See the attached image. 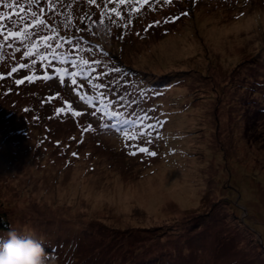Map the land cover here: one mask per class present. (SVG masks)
<instances>
[{"label":"rangeland","instance_id":"obj_1","mask_svg":"<svg viewBox=\"0 0 264 264\" xmlns=\"http://www.w3.org/2000/svg\"><path fill=\"white\" fill-rule=\"evenodd\" d=\"M10 2L0 3L3 23H30L27 11L3 7ZM53 4L55 12L44 0L30 6L45 8L47 27L29 33L47 61L23 56L32 39L0 48V212L9 223L0 239L15 232L40 240L48 264H264V0H151L104 26L102 0ZM85 25L97 34L78 30ZM40 36L59 41L61 58L102 61L91 76L122 72L93 80L100 89L76 77L77 91L94 98L90 109L58 74L81 69L52 60ZM45 74L52 78L15 82ZM101 100L107 113L90 115ZM66 105L83 115H57ZM112 111L123 117L109 119ZM125 119L152 133L155 157L130 156L115 130L100 127L131 130ZM89 124L96 131L82 134Z\"/></svg>","mask_w":264,"mask_h":264},{"label":"snow or ice","instance_id":"obj_2","mask_svg":"<svg viewBox=\"0 0 264 264\" xmlns=\"http://www.w3.org/2000/svg\"><path fill=\"white\" fill-rule=\"evenodd\" d=\"M61 3H64V0H60ZM80 2H85L89 5L92 6H96V7H100V4H98V0H80ZM163 2L165 4H171L173 3V0H163ZM0 3H2V0H0ZM44 3H47L49 5L48 11L49 12H55V5L53 4V0H44ZM102 3L105 5V7L101 10V14L97 20V23L100 26H104L106 23V20L112 24H116L117 20L119 21H124V16L122 15V12L125 11V9L127 8L129 15L131 14H139L141 8H143L145 5H150L151 0H102ZM41 4V0H27V5H29V7H24L21 4V0H11L10 3H3V7L4 8H13V7H19V11L20 12H25L27 11L30 16L32 17L30 23L25 24L22 28H13V26L11 24H5L4 19L6 16H8L7 13H3L0 12V36L3 37L4 40V44H0V48H3L4 45L6 44L7 47L11 48L12 47V43L11 40H19L20 43H24V41L30 40L32 39L33 42L29 45H26L27 47V51H25L23 53L24 57H33L34 55H38L39 59L41 61H47L48 60V56L41 54L39 51V47H38V42L37 40L33 39L32 36L29 33V29H36V28H44L47 27L46 24V19L44 17L45 14V8L43 6L39 7V12L33 10V8H31V5H39ZM107 5H112L111 7H107ZM136 5H139V7H137ZM183 15H187V13H184ZM113 16L115 17V19H113ZM91 19V17L85 16V17H80V23H83L84 19ZM8 19H11V17H8ZM20 19H25V17L21 16ZM174 19H178V17L174 18ZM171 22V21H168ZM72 23V19L69 16L68 18V24L71 25ZM159 23V21L157 22ZM131 24V20L128 19L127 21L124 22L123 26L124 27H128ZM151 27V26H150ZM5 30L7 31V34H5ZM79 31H90L92 32L93 35H96L97 33L93 32V30L91 28H89L87 25H85V27L83 29H78ZM52 32H56L55 28L51 29ZM122 38V37H121ZM53 39V37L50 36H40L39 37V41L43 42L44 47L46 49H52L51 52V56H52V60H59L61 63H65V64H70L72 68H79L81 69V71L77 72V71H70L67 68H62L59 70V77H60V81L63 84H67L68 81L65 80V76L69 77L71 84L74 86L73 87V91H75L77 93V95L79 96L80 100L83 101L88 108H93V97L90 96H86L85 94H83L80 91H77V89L81 88L83 85L78 84L76 77L80 76L81 79L83 81H86V83L88 85H91L92 88L94 89H100V88H104L105 85L103 83L100 84H95L93 83V80L96 79H102L104 76L106 75H110L112 73H121L122 70L119 67H111L109 68L108 72H101L96 76H91V73H95L96 72V68L95 67H91V65H101L102 61H100L99 59H85L83 57L79 58V62H77L76 59H70L69 57L65 56L63 58H61L60 55H57L55 53V48H60L61 44L59 43V41H57L55 43V45L49 43V41H51ZM67 43L69 45L72 46L73 50H75L76 48L79 47V42H77L76 44H73V41L71 39H69L67 41ZM17 51H19V49H17ZM103 55H107V53H103ZM32 64L35 65L36 64V60L33 59L32 60ZM48 67H51V62H49V64L47 65ZM106 66V65H105ZM29 67V65L27 63L25 64H21L19 65V68L17 67H12L11 71L8 73L9 76H11L13 73H16L19 69H23V68H27ZM84 68H89V74H84L83 69ZM91 76V78H90ZM52 77L45 74L43 77H37L35 75L33 76H27L24 79H17L15 82L16 84H23L25 83V80H27V82L31 83L33 82V80L35 79H43V80H47V79H51ZM0 79H4L3 76H0ZM100 97L104 96L103 92H98L97 94ZM55 97H50L49 101L54 100ZM101 104L103 105V107L101 108H95L93 111H91L89 114L92 116H97V114H101V116H103V114L107 113V105L103 104V101L101 100ZM71 113V115L73 117H80L81 115H83L82 112L80 111H76L72 108L71 105H66V107H58L56 108V114L60 115L61 113ZM109 115V119H112L116 116L119 115L118 112L116 111H112ZM146 117H139L140 121H143ZM124 124H132L133 128L130 130L128 128H124V127H117V125L115 124H111V123H102L100 125L101 128L105 129V130H115L122 138V141L124 143V147L126 149H128V154L130 156H136L138 153H142L147 155L148 157H155L157 155L156 151H153L150 149V147H148V145H151L153 143L152 139H149L148 137L152 136V133L149 132L147 129H143V130H137L141 128V124L137 122V120H127L125 119L123 121ZM154 127L153 125H148V128H152ZM96 131L95 128H93V126L91 124H89L87 127L82 129V134L84 132H94ZM73 155L75 156L76 153H73Z\"/></svg>","mask_w":264,"mask_h":264},{"label":"clouds","instance_id":"obj_3","mask_svg":"<svg viewBox=\"0 0 264 264\" xmlns=\"http://www.w3.org/2000/svg\"><path fill=\"white\" fill-rule=\"evenodd\" d=\"M43 243L31 237L21 238L10 232L0 239V264H48Z\"/></svg>","mask_w":264,"mask_h":264},{"label":"bare ground","instance_id":"obj_4","mask_svg":"<svg viewBox=\"0 0 264 264\" xmlns=\"http://www.w3.org/2000/svg\"><path fill=\"white\" fill-rule=\"evenodd\" d=\"M194 16H195V15H194ZM194 16H193V17H194ZM251 17H252V16H251ZM202 18H203V17H202ZM252 18H253V17H252ZM203 19H204V18H203ZM255 19H256V18H255ZM236 20H237V19H236ZM195 21H196V20H195ZM204 21H205V20H204ZM208 21H209V19H208ZM200 22H201V21H200ZM209 22H210V21H209ZM196 23H197V22H196ZM203 23H205V22H203ZM203 23L201 24V26L203 25ZM206 23H207V22H206ZM241 24H242V23H241ZM249 24H251V23H249ZM206 25H207V24H206ZM209 25H210V24H209ZM246 25H247V24H246ZM246 25H245V27H246ZM203 26H204V25H203ZM243 26H244V25H243ZM238 27H240V26H238ZM206 28H208V27H206ZM204 30H205V29H204ZM200 32H201V31H200ZM199 34H200V33H199ZM199 34H198V35H199ZM205 34H206V33H205ZM207 34H209V33H207ZM203 35H204V34H203ZM203 35H202V36H203ZM210 35L212 36V33H210ZM190 36H191V35H190ZM193 36H194V35H193ZM193 36H192L191 38H193ZM213 36H214V35H213ZM213 36H212V38H213ZM204 37H205V36H204ZM249 37H250V36H249ZM199 38H200V37H199ZM205 38H206V37H205ZM214 38H215V37H214ZM137 39H138V38H137ZM201 39H202V38H201ZM208 39H209V38H208ZM216 39H217V37H216ZM233 39H234V38H233ZM227 40H228V39H227ZM137 41H140V40H137ZM209 41H210V40H209ZM215 41H216V40H215ZM217 41L219 42V44L221 43V41H220L219 39H218ZM222 41H223V40H222ZM235 41L238 42V40H235ZM146 42H147V41H146ZM228 42H229V40H228ZM240 42H241V40H240ZM138 43H139V42H138ZM138 43H137V44H138ZM147 43H148V42H147ZM211 43H212V41H211ZM213 43H214V42H213ZM222 43H224V42H222ZM230 43H231V42H230ZM139 44H140V43H139ZM144 44H145V43H144ZM155 44H156V43H155ZM215 44H216V43H215ZM217 44H218V43H217ZM133 45H136V44L134 43ZM221 45H222V44H221ZM221 45H220V47H219V45H218L219 49L222 47ZM225 45H226V41H225ZM225 45H224V46H225ZM229 45H230V44H229ZM234 45H235V44H234ZM184 47H185V46H184ZM232 47H234V46H232ZM155 48H157V46H156ZM187 48H188V46H187ZM187 48H186V51H187ZM193 48H195V46H194ZM228 48H230V46H229ZM159 49H160V48H159ZM179 49H180V48H179ZM233 49H234V48H233ZM234 50H235V49H234ZM252 50H253V49H252ZM252 50H250V51H252ZM182 51H183V50H182ZM182 51H181V52H182ZM186 51H184V52H186ZM192 51H193V50H192ZM250 51H249V52H250ZM139 52H140V51H139ZM177 52H178V50H177ZM194 52H195V51H194ZM200 52H201V51H200ZM225 52H226V51H225ZM167 53H168V52H167ZM179 53H180V52H179ZM187 53H188V52H187ZM189 53H190V52H189ZM198 53H199V52H198ZM213 53L215 54V52H213ZM141 54H142V53H141ZM176 54H177V53H176ZM180 54H181V53H180ZM183 54H184V53H183ZM190 54H191V53H190ZM190 54H189V55H190ZM194 54H195V53H194ZM194 54H193V55H194ZM201 54H202V53H201ZM191 55H192V54H191ZM199 55H200V54H198V56H199ZM218 55H219V54H218ZM172 56H173V55H172ZM195 56H196V55H195ZM207 56H208V55H207ZM167 57H168V56H167ZM167 57H166V58H167ZM169 57H170V56H169ZM169 57H168V58H169ZM180 57H181V56H180ZM168 58H167V59H168ZM201 58H202V57H201ZM203 58H204V57H203ZM210 58H211V57H210ZM219 58H220V55H219ZM178 59H179V58H178ZM194 59H195V58H194ZM197 60H198V59H197ZM205 60H206V59H205ZM207 60H208V59H207ZM209 60H210V59H209ZM187 61H188V60H187ZM193 61H195V60H193ZM170 62H171V61H170ZM171 63H172V62H171ZM186 63H187V62H186ZM191 63H192V62H191ZM198 63H199V62H198ZM192 64H193V63H192ZM207 64H208V63H207ZM198 66H199V65H198ZM182 67H183V66H182ZM185 67H187V66H185ZM220 67H221V66H220ZM222 67H223V66H222ZM172 68H173V67H172ZM176 68H177V67H176ZM215 70H216V69H215ZM215 70H214V71H215ZM216 71H217V70H216ZM213 82H214V81H213ZM164 84H165V83H164ZM135 85H136V84H135ZM137 85H138V84H137ZM214 85H215V84H214ZM138 89H139V88H138ZM140 89H141V88H140ZM140 89H139V90H140ZM123 90H124V89H123ZM177 91H178V90H177ZM176 95H177V94H176ZM154 98H155V97H154ZM204 98H205V97H204ZM171 99H172V98H171ZM213 99H214V98H213ZM151 103H152V102H151ZM154 103H155V102H154ZM154 103H153V104H154ZM157 106H158V105H157ZM154 107H155V106H154ZM0 116H1V115H0ZM0 120H2V118H1ZM175 128H179V127H175ZM191 154H192V153H191ZM176 186H177V185H176ZM163 195H164V194H163ZM161 198H162V197H161ZM159 200H160V199H159ZM159 200H158V202H159ZM29 224H30V223H29ZM106 233H107V232H106ZM72 240H73V239H72ZM72 240H71V242H72ZM75 242H77V240H76ZM77 245H78V244H77ZM74 248H76V247H74Z\"/></svg>","mask_w":264,"mask_h":264},{"label":"trees","instance_id":"obj_5","mask_svg":"<svg viewBox=\"0 0 264 264\" xmlns=\"http://www.w3.org/2000/svg\"><path fill=\"white\" fill-rule=\"evenodd\" d=\"M131 69L132 70H134L132 67H131ZM181 72H184V71H181ZM142 77V79L141 80H143V79H146V81L147 82H150L149 80H154V86H157V84H156V79H148L149 77L148 76H145V75H143V76H141ZM178 77H182V76H178ZM105 102H107V101H105ZM111 104V103H110ZM112 105V104H111ZM110 110H115V109H110ZM117 117H119V116H116V117H114V118H117ZM121 117H123V116H120L118 119H120ZM3 214V213H2ZM1 214V212H0V231H7V229H9V223H8V221L6 220V218H5V216H3Z\"/></svg>","mask_w":264,"mask_h":264}]
</instances>
